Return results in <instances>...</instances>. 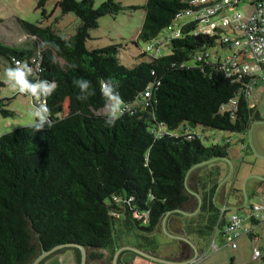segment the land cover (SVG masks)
I'll use <instances>...</instances> for the list:
<instances>
[{
	"label": "trees",
	"instance_id": "1",
	"mask_svg": "<svg viewBox=\"0 0 264 264\" xmlns=\"http://www.w3.org/2000/svg\"><path fill=\"white\" fill-rule=\"evenodd\" d=\"M47 1L40 0L39 6ZM192 1L147 0L137 7L145 12L138 41L151 46L162 30L172 29L192 8ZM55 7L79 18L72 37L21 20L32 43L9 48L0 42V57L12 67L16 60L29 67L35 66L33 60L40 63V72L28 77L30 81L57 84L46 97L51 127L37 132L27 126L0 136V264H32L44 250L65 244L85 247L88 264L102 261L105 253V264H113L116 252L125 246L161 257L157 235L170 212V221H177L186 237L208 241L217 234L226 243L222 229L232 212H223L215 197L223 178L221 163L229 157L232 141L208 146L194 128L248 135L261 121L245 94L256 77H227L221 69L226 56L219 53L216 60L210 55L198 62L200 53L216 46L232 49L219 42V36L196 34V21L177 23L181 34L169 38L168 55H162L159 44L152 45L157 53L148 50L128 67L120 61V45L87 47L99 20L121 12V6L110 1L96 8L94 0H59ZM44 41L59 49L41 47ZM78 78L89 81L82 92L74 84ZM109 78L112 98L101 94ZM152 85L151 97L145 98ZM80 93L85 101L77 99ZM117 93L123 98L122 108L133 110L108 127V115L101 111ZM7 100H0V113L14 117ZM180 126L183 132L176 135L173 131ZM160 130L164 137L158 139ZM240 144L242 151L250 152L246 136ZM191 170L189 185L201 195L202 207L197 215L185 216L175 211L192 213L198 208L197 197L186 188ZM115 198L130 201L119 203ZM145 212L147 218H137ZM174 243L191 250L185 242ZM66 251H73L76 264H81L78 248H64L52 256ZM129 256L142 258L125 251L119 264Z\"/></svg>",
	"mask_w": 264,
	"mask_h": 264
},
{
	"label": "rangeland",
	"instance_id": "2",
	"mask_svg": "<svg viewBox=\"0 0 264 264\" xmlns=\"http://www.w3.org/2000/svg\"><path fill=\"white\" fill-rule=\"evenodd\" d=\"M39 1L40 0H0L1 43L5 44V46L9 48H25L32 43L33 39L25 34L20 26L21 20L30 22L32 24H38L42 27L51 26L52 29H54L61 37L69 38L76 34L80 20L74 13L63 14L59 8L56 9V3L59 0H49L44 4V7L39 6ZM110 1H113L116 5L121 6L122 10L117 14L107 15L99 20V27L90 32L91 38L88 40L87 47L90 50H94L103 49L111 45H120L121 47L119 57L121 63L128 67H134L135 64L140 61V56H142L144 52L148 51V44L138 41V37L145 19V12L143 9H137V7L145 6L147 0H94V4L97 8ZM247 5H241L240 7L232 10L231 13L233 14L236 11H240L245 15H248L251 12L249 7L250 1L247 2ZM44 10H46L45 16L43 14ZM194 20V15H183L179 18L177 23L187 24ZM177 23L172 26V29H178ZM224 31H229V29L226 28ZM171 34V29L162 30L156 40L150 42V44H159L162 55H168L170 53L168 45L170 44L169 36H171ZM137 41L139 42V45H136ZM155 52L157 53L156 48ZM208 52L214 60H216L217 53L222 56L231 54L230 49H222L220 46L211 48L208 50ZM145 59L148 58L146 57ZM9 67H12L10 61L0 57V100L8 99L6 108L15 113L14 117L9 118H5L0 113V136L19 128L31 126L34 122V117L32 115L35 107L32 103L33 99L31 96L27 94H21L10 87L5 75V69ZM256 83L257 85L253 87L251 96H249V101L251 105L253 104L252 106H258L263 102L261 98L264 95V81L260 78H257ZM115 103H119V101L113 99L107 108L102 110L101 113L108 115L113 104ZM67 104L68 102L65 103L66 110ZM261 114L264 115V105L261 108ZM254 126L256 127L254 128ZM254 126V132L256 133L253 135L257 136V131H259L260 127L264 126V123H255ZM196 129L202 135L203 142L208 146L219 143L221 145H226L228 140L232 141L231 144H229V159L231 165L230 163L227 165L225 162H222L221 165L223 170H227L225 179L228 178L232 172L234 173L233 177L229 181L228 188L235 185L236 189L242 188L244 190V184L251 176L250 173H252L254 170L252 161L255 159L260 161V159L253 155V149H251L249 153L242 151L240 141L247 135L223 132L210 128H194V130ZM173 132L176 135L182 134L183 126H180ZM258 139L260 140L259 137ZM240 178H243L244 180L243 185ZM238 179L240 180L239 182H237ZM256 202L257 199L251 196L250 203L246 205L245 209L236 211V213L245 217L248 211L251 212V205L255 204ZM230 215L231 214H229L228 217ZM168 220L170 221V218ZM256 230L257 233L262 235V241L254 244L253 240L247 236L238 242L237 249L233 247L231 248V246H225L217 252L214 251V249H209L208 245L211 238H214L215 234H213L208 241L199 240L196 242L192 239L191 240L196 245L199 244L197 246L200 247L202 251H204V253L202 252V255L205 256L203 264H264V224H261ZM157 236L162 248H164V244L166 243H168L170 246L175 244L174 242L176 240L170 238L164 229L163 232H160V234ZM206 243L208 245H201ZM217 243L219 246H223L225 244L223 241H221V238L217 240ZM255 247H257V249L262 254V258L258 260L253 259V249ZM185 250L189 251V249L186 247ZM71 252L73 251H68V253H66L67 255H73Z\"/></svg>",
	"mask_w": 264,
	"mask_h": 264
},
{
	"label": "built area",
	"instance_id": "3",
	"mask_svg": "<svg viewBox=\"0 0 264 264\" xmlns=\"http://www.w3.org/2000/svg\"><path fill=\"white\" fill-rule=\"evenodd\" d=\"M250 1V14L236 11L231 13L235 8L241 5H247ZM192 8L185 15L195 16L198 23L196 34L208 35L211 37L219 36V42L227 45L232 49L231 54L227 55L221 61V69L227 77L240 79L244 76H254L264 81V0H193ZM248 6V5H247ZM228 28L229 31H224ZM172 34L169 38L179 37L181 32L179 29H171ZM154 46H148V50L155 51ZM210 57L209 52L200 53L197 61L200 62ZM18 61V60H16ZM15 61V62H16ZM35 66L31 67L33 77L37 72H40L39 62L33 60ZM26 63V62H25ZM16 66V64H15ZM152 87H149L145 93V98H150ZM254 84H249L245 90L247 96L251 95ZM46 104L47 99L37 100L39 104ZM123 113L133 110L131 106H124ZM164 137V131L157 133V138ZM119 203L129 202V200H119ZM226 211V209H222ZM252 216L260 215L264 219V193L257 198V202L251 206ZM148 212L139 215L138 219L148 217ZM226 237L225 246L237 248L236 240L245 234H249V230L245 227V219L238 213H233L227 216V222L222 229ZM217 249V248H216ZM262 258L261 252L256 249L254 252V260Z\"/></svg>",
	"mask_w": 264,
	"mask_h": 264
},
{
	"label": "crops",
	"instance_id": "4",
	"mask_svg": "<svg viewBox=\"0 0 264 264\" xmlns=\"http://www.w3.org/2000/svg\"><path fill=\"white\" fill-rule=\"evenodd\" d=\"M255 85H257V83ZM252 90H253V88H252ZM261 99L263 102L260 105L252 106V107H255L257 109V111L259 112V114L261 116V121L256 122V123L260 122V124L264 123V115L261 114V108L264 105V95ZM255 127L256 126H254V128ZM254 128L253 127L251 128V130H250L251 135L248 134L246 136V139L249 141L248 143L250 145V150L251 149L254 150L253 155L255 157H257L258 159H260V161H257V159L252 161L254 170L252 173H250L251 176L246 180V182L244 184V190L242 188L236 189L235 185L228 188L229 187V181L233 177L234 173L232 172L231 175L225 179V176L227 175V170L225 171V169H224L223 178H222V181L220 183V186L218 188V191H217V194L215 197V201L219 205V207L221 209H226V210L231 211L232 214L236 213V211L244 210L246 205L250 203L251 196H253L255 199H257L261 194L264 193V151H263L264 150V148H263L264 147V126L259 128V131H257V136L253 135L256 133V132H254ZM249 136H250V138H249ZM258 137L260 138V140L258 139ZM223 162H225L227 165H229L228 161L223 160ZM230 165H231V163H230ZM243 178H240L242 181V185H243V182L245 180V178H244V180H243ZM239 181L240 180L238 179L237 182H239ZM243 218L245 219V227L250 232H249V234H245V235L240 236L236 240L237 248H238V242L241 239L246 238L247 236H249L250 239L253 240L254 244H257L259 241H262V239H263L262 235L257 233L256 229L261 224H264V219L258 214H254L252 216V213L249 211L247 212V214ZM176 224L177 223L175 221H169L168 220V225H170V227H173L172 229L175 228ZM219 238H221V241H223L222 235L217 236V234H216L214 236V238H211L209 245L207 243L201 244V245L202 246L208 245L209 249H214V251L217 252L221 248L225 247L224 245L219 246V244L217 243V240H219ZM198 249H200V247H198ZM256 249H257V247H255L253 249V251L255 252ZM66 252L68 253V251H66ZM66 252H63L61 254L49 257V259H47L44 262V264H76V259H75L74 253L71 252V253H73V255L72 254L67 255ZM190 252L192 255L190 254ZM203 253H204V251H203ZM203 253L200 252L199 258L196 260V262L194 264H203V261L205 258V256L202 255ZM105 254L106 255L102 261H94V262H90L89 264H105L106 259H107V257H106L107 253H105ZM62 255H64V256H62ZM160 256L162 258H166V259H169L172 261L186 262V261H189L192 258V256H194V251L192 250V248H191V250L186 251L184 249V247L180 244H173L172 246H170V245H168V243H166V244H164V248L160 247ZM123 264H158V263L148 261L144 258H139V257L134 258L132 256H129V257L124 258Z\"/></svg>",
	"mask_w": 264,
	"mask_h": 264
},
{
	"label": "clouds",
	"instance_id": "5",
	"mask_svg": "<svg viewBox=\"0 0 264 264\" xmlns=\"http://www.w3.org/2000/svg\"><path fill=\"white\" fill-rule=\"evenodd\" d=\"M66 39V38H64ZM41 47H55L59 49L58 45L51 42L44 41ZM15 67H9L5 69V75L9 82L10 87L18 91L21 94H27L34 97L36 100H41L51 95L57 87L55 81L39 80L33 83L28 79L29 75L32 74V69L29 65L22 61H16ZM112 79H106L102 84L101 94L103 97H113V88L111 87ZM75 85H79L81 92L87 88L89 81L84 78H78L74 81ZM119 103L113 104L107 118L105 119V125L108 127L115 126L117 120L124 114L122 105L124 104L123 98L120 93L116 94L115 97ZM77 99L85 101L87 97L81 93L78 95ZM34 122L31 125L35 131L39 132L44 130L46 127L52 126L50 109L47 108L46 104H39L34 107L33 113Z\"/></svg>",
	"mask_w": 264,
	"mask_h": 264
},
{
	"label": "water",
	"instance_id": "6",
	"mask_svg": "<svg viewBox=\"0 0 264 264\" xmlns=\"http://www.w3.org/2000/svg\"><path fill=\"white\" fill-rule=\"evenodd\" d=\"M223 160H226V161H228L230 163V159L229 158H225ZM213 161L214 160H212L210 162H213ZM210 162H208V163H210ZM194 169H192V170H194ZM192 170L189 172V174H188V176L186 178V188L188 189V191L191 194H193L194 196L197 197V199H198V208L192 213L186 212V211H183V210L175 211L176 213H180V214L185 215V216H195V215H197L200 212L201 207H202V197H201V195L198 192L194 191L189 185V175L191 174ZM171 214L172 213L170 212L165 217V219L163 221V229L170 236V238L185 242L188 245H190V247L194 251V256L189 261H186V262L172 261V260H169V259H166V258L159 257V256H157L155 254L150 253V252H146L144 250L135 248V247L125 246V247L119 249L116 252V254L114 256V259H113V264H119L120 256L125 251H132V252L138 254L142 258H144V259H146L148 261L154 262V263H158V264H194L196 262V260L199 258V254H200L198 246L190 238L186 237L185 235H183V234L182 235H175V234L170 232L169 227H168V219H169ZM64 248H78L81 251V264H88V253H87L86 248L83 247V246L77 245V244H65V245L57 246V247H55L54 249H52L50 251H45L44 250L35 259V261L32 264H41L45 259H47L48 257L52 256L53 254H55L56 252H58L59 250L64 249Z\"/></svg>",
	"mask_w": 264,
	"mask_h": 264
},
{
	"label": "flooded vegetation",
	"instance_id": "7",
	"mask_svg": "<svg viewBox=\"0 0 264 264\" xmlns=\"http://www.w3.org/2000/svg\"><path fill=\"white\" fill-rule=\"evenodd\" d=\"M177 223V221H175ZM178 223L176 224L175 228L172 229L173 227H170L169 225V230L171 233L175 234V235H182L183 233H181V231L177 228ZM184 235V234H183ZM179 241V240H178ZM181 242V241H180Z\"/></svg>",
	"mask_w": 264,
	"mask_h": 264
}]
</instances>
